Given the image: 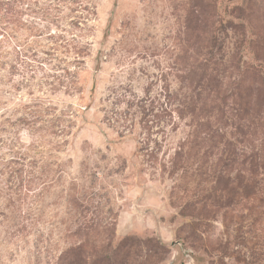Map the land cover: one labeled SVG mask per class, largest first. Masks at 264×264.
<instances>
[{"label":"rangeland","instance_id":"374dc122","mask_svg":"<svg viewBox=\"0 0 264 264\" xmlns=\"http://www.w3.org/2000/svg\"><path fill=\"white\" fill-rule=\"evenodd\" d=\"M0 264H264V0H0Z\"/></svg>","mask_w":264,"mask_h":264}]
</instances>
